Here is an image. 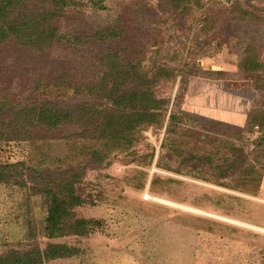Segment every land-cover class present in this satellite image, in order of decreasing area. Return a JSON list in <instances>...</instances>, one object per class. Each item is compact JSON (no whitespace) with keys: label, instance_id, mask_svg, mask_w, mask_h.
<instances>
[{"label":"rangeland","instance_id":"1","mask_svg":"<svg viewBox=\"0 0 264 264\" xmlns=\"http://www.w3.org/2000/svg\"><path fill=\"white\" fill-rule=\"evenodd\" d=\"M199 5L186 2L182 13L170 0H105V9L75 0L54 27L72 36L118 27L117 46L63 44L42 55L0 46V94L13 102L41 79L98 82L100 58L114 48L148 72L197 69L159 82L157 96L170 99L178 120L171 131L169 116L164 127L141 130L132 146L71 137L80 133L73 124L0 141V169L10 176L0 182V257L54 244L77 254L44 264H264L256 229H264V0ZM57 94L69 105L89 100ZM71 179L84 202L76 217L97 226L50 238L41 189L55 193Z\"/></svg>","mask_w":264,"mask_h":264},{"label":"trees","instance_id":"2","mask_svg":"<svg viewBox=\"0 0 264 264\" xmlns=\"http://www.w3.org/2000/svg\"><path fill=\"white\" fill-rule=\"evenodd\" d=\"M18 1L0 0V46L12 44L42 55L56 45L109 43L117 46L121 40L122 32L118 27L102 29L88 36L61 34L53 22L62 17L66 5L75 0H37L39 12L36 6H31V0H25L26 5ZM104 1L92 0V4L95 8L105 9ZM186 2L200 6V0H170L174 8L184 9L182 13L187 10L183 7ZM216 23L214 20L212 24ZM100 62L105 70L98 82L73 84L69 74H63L48 83L39 80L32 93L16 102L0 94V121L7 119L6 123H0V141L9 144L34 140L37 130L55 131L73 124L78 126L80 133L71 137L110 146H132L138 141L136 135L141 130L164 127L168 116L169 130H172L178 117L173 111L169 112L170 99L157 96L158 84L163 79L170 81L184 73L196 72L195 66L176 71L165 65L148 72L134 61L127 48H114L101 57ZM69 91L89 100L71 105L60 101L57 93L65 97ZM9 177L0 169V182H7ZM54 188L55 193L51 188L41 189L48 203L46 230L49 237L61 236L64 232L89 235L97 223L76 217L75 209L84 202L75 191L74 179L60 181ZM76 254L75 248L49 244L45 250L14 252L11 257H0V264H44Z\"/></svg>","mask_w":264,"mask_h":264},{"label":"bare ground","instance_id":"3","mask_svg":"<svg viewBox=\"0 0 264 264\" xmlns=\"http://www.w3.org/2000/svg\"><path fill=\"white\" fill-rule=\"evenodd\" d=\"M169 204H171V203H169ZM198 212L201 213V214H205V213H203V212H201V211H198ZM210 215H211V214H210ZM213 217H215V218L217 217V219H221V220H224V221H228V222L230 221V222H231V220H229V219H227V218L225 219V218H223V217H219V216H215V215H213ZM256 229L261 230V231H263V233H264V229H259V228H256ZM256 229H255V230H256Z\"/></svg>","mask_w":264,"mask_h":264}]
</instances>
